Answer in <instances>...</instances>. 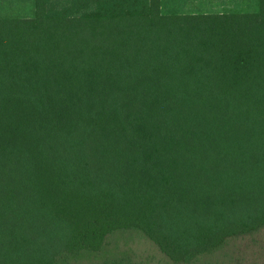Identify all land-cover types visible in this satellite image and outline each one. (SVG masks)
<instances>
[{
	"label": "trees",
	"instance_id": "16d2710c",
	"mask_svg": "<svg viewBox=\"0 0 264 264\" xmlns=\"http://www.w3.org/2000/svg\"><path fill=\"white\" fill-rule=\"evenodd\" d=\"M255 1L33 0L0 17V264H58L118 229L188 263L264 225Z\"/></svg>",
	"mask_w": 264,
	"mask_h": 264
},
{
	"label": "rangeland",
	"instance_id": "374dc122",
	"mask_svg": "<svg viewBox=\"0 0 264 264\" xmlns=\"http://www.w3.org/2000/svg\"><path fill=\"white\" fill-rule=\"evenodd\" d=\"M33 0H0V17L33 14ZM252 11L255 0H163V11ZM58 264H264V225L245 234L228 237L214 250L191 262H175L136 229H118L107 234L101 248L68 257Z\"/></svg>",
	"mask_w": 264,
	"mask_h": 264
}]
</instances>
